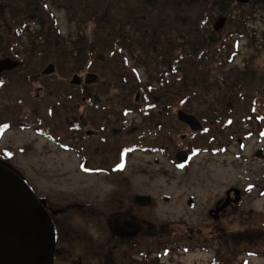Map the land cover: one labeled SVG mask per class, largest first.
<instances>
[{
    "label": "rangeland",
    "instance_id": "obj_1",
    "mask_svg": "<svg viewBox=\"0 0 264 264\" xmlns=\"http://www.w3.org/2000/svg\"><path fill=\"white\" fill-rule=\"evenodd\" d=\"M24 1L0 3L22 5ZM44 2L58 23L60 47L72 48L70 44L84 33L89 42L93 40L92 24L84 27V32L80 29L81 22L88 20L86 13L74 16L60 0ZM246 10L235 4L231 15L217 11L213 17L212 30L218 18L227 16L228 22L219 33L235 34L239 44L231 62L226 59L224 66H213L204 75L208 87L203 95L190 98L182 109L202 119L205 125L203 116L225 109L220 85L224 73L243 70L249 63L264 73V17L258 13L243 27L238 15ZM41 50L36 51L29 65H23L24 72L18 70L13 85L0 91V131L10 126L0 142V164L24 179L51 208L65 210L63 214L59 212L58 218L63 237L58 243V264H69L66 261L70 257L76 264H102L98 258L103 256H108L111 264H214L216 260L223 264H264V107L256 118L260 124L254 120L248 125L233 124L222 129L213 120L210 134L193 139L188 128L176 119L178 104H171L168 112L147 106L151 114L155 112L151 117L144 116L141 110L123 116L121 108L104 112L106 109L89 103L73 87H60L59 95L48 87L52 79L53 84L69 85L75 75L84 81L92 73L99 75V84L87 90L97 103L142 108L145 103L140 88L153 84L157 90L159 85L140 56L127 55L143 82L142 86L132 85L130 90L131 86L123 88L120 83L122 74H128L123 56L79 71L73 59L65 62L53 57L45 63L51 55ZM49 63L57 65L58 72L51 77L41 75ZM106 81L112 84L101 87ZM71 92L78 98L68 100ZM181 93H177V103ZM40 98L42 101H38ZM50 108L54 112L50 113ZM241 110L244 113L239 115L245 116L248 106L242 105ZM80 120L84 131L78 135L76 128L70 131V127L74 122L80 124ZM159 122L169 129L170 124L174 126L176 136L163 137L165 130L154 133L153 129L159 130L155 126ZM27 123L45 135L33 128L22 130ZM142 130L148 134L144 139L139 134ZM182 136H186L184 143ZM137 141L146 147L167 145L170 149L165 153L148 149L133 153L127 168L119 174L117 157L125 145ZM92 144L94 148L90 150ZM192 146L195 157L187 166L179 167L175 154ZM85 158L86 168L93 170L88 174L79 169ZM100 168L114 174L96 171ZM136 195L150 196L152 205L138 208L132 203ZM127 208H132L136 217L127 214ZM116 218L123 219L121 228L119 222L112 221ZM142 222L153 225L156 231L147 229Z\"/></svg>",
    "mask_w": 264,
    "mask_h": 264
},
{
    "label": "trees",
    "instance_id": "obj_2",
    "mask_svg": "<svg viewBox=\"0 0 264 264\" xmlns=\"http://www.w3.org/2000/svg\"><path fill=\"white\" fill-rule=\"evenodd\" d=\"M60 2L68 11H72L74 16L80 17L81 13H86L88 20L81 22L80 29L84 32V27L92 24L93 40L89 42L84 33L70 44L72 48L68 49L67 46L62 48L58 23L44 0H25L22 5L1 2L0 57L19 60L22 63L19 70L23 72V65H29L33 55L41 49V52L46 50L44 53L48 52L51 55L45 63L51 61L53 57L65 62L73 59L80 66L79 71L97 63L108 64L114 58L123 56L128 74H122L121 87L131 86L132 90L134 87L132 85H141L143 82L138 70L130 65L127 55L131 53L134 57L140 56L147 63L155 82L159 85L157 90L153 84L145 87L141 85L143 102L168 112L171 104H178L180 109H184L190 98L202 96L208 87L204 75L213 66H224L226 59L231 62L238 49L239 40L235 34L215 33L211 29L217 11L226 15L232 14L236 4L234 0H60ZM242 7L247 9L238 15V23L243 27L249 18L257 16L258 13L264 17V0H251ZM32 24L37 27H33L36 28L35 32ZM101 30L104 33L101 34ZM261 47L264 48V43ZM13 79L14 76H0V91L9 88ZM109 84L112 83L106 81L101 87H107ZM220 85L226 103L225 109L212 110L211 115L203 116L204 120H215L216 125L222 129L233 124L248 125L254 120L260 124L256 118L264 107V73L254 69L249 63L243 70L233 69L224 73ZM63 86L72 89L68 84L60 85ZM48 87L57 93V85ZM112 87L115 88V84ZM179 91L182 92V97L177 103ZM167 101L172 103L169 102L167 106ZM242 105L248 106L245 116L239 115V112L244 113L241 110ZM211 125L210 122L207 123L206 128L211 129ZM199 134L202 135L192 133L191 137L195 139ZM112 221L119 222L120 228L123 225L122 218ZM135 221L140 223L139 220ZM127 224L128 222L124 223L125 226ZM142 224L147 229L156 231L153 225L146 222ZM118 233L126 237L122 231ZM139 233H144V230H140ZM100 261L102 264H111L108 256L101 257ZM214 264L223 263L216 260Z\"/></svg>",
    "mask_w": 264,
    "mask_h": 264
},
{
    "label": "water",
    "instance_id": "obj_3",
    "mask_svg": "<svg viewBox=\"0 0 264 264\" xmlns=\"http://www.w3.org/2000/svg\"><path fill=\"white\" fill-rule=\"evenodd\" d=\"M251 0H236L247 4ZM227 17L219 18L213 26L220 32L227 23ZM19 63L11 59L0 61V72L12 71ZM50 65L44 75L54 72ZM96 76L87 77L86 83L92 84ZM73 84L79 85L75 76ZM177 119L190 127L193 132L202 130L198 120L183 111H178ZM180 163L187 161L185 152L176 155ZM150 197H136L135 203L148 206ZM46 201H39L26 182L15 172L0 165V264H55L56 231L46 210Z\"/></svg>",
    "mask_w": 264,
    "mask_h": 264
},
{
    "label": "flooded vegetation",
    "instance_id": "obj_4",
    "mask_svg": "<svg viewBox=\"0 0 264 264\" xmlns=\"http://www.w3.org/2000/svg\"><path fill=\"white\" fill-rule=\"evenodd\" d=\"M59 108H60V105H59ZM86 109L89 110L88 107H86ZM59 110H60V109H59ZM75 121H77V120H75ZM89 123H90V121H89ZM159 123L162 124L161 122H159ZM163 125H164V124H163ZM74 128H76V130H75L76 134L81 135L82 132L84 131V124L81 122V120H80V124H76V123L74 122ZM168 129H169V128H168ZM173 129H174V126H172V125L170 124V129H169V130L171 131V133H174ZM100 130H101V132H102V131H103V128H100ZM93 133H94V132H93ZM87 134H90V133L87 132ZM93 136H94V134H93ZM79 139H80V137H79ZM82 142H83V141H82ZM82 146H83V144L81 145V148H83ZM93 148H94V145L92 144L90 150H92ZM164 148L167 149V150H169V149H170V146L164 145ZM134 199H135V198H134ZM133 201H134V200H133ZM133 201H132V202H133ZM133 204H134V202H133ZM137 207H138V206H137ZM138 208H139V207H138ZM127 209L130 211V212H126L127 214H130L131 216L136 217V216L134 215V213L131 212V211H134L132 208H127ZM47 210H48V212L50 213L52 219L55 220V221H56V219L60 216V215H57V214H58L57 210H53L52 208L49 207L48 204H47ZM134 212H135V211H134ZM57 224H58V223H57ZM59 225H60V223H59ZM56 228L59 229V227H56ZM61 235H62V228H61V225H60V237H61ZM58 256H60V248H59V251H58Z\"/></svg>",
    "mask_w": 264,
    "mask_h": 264
}]
</instances>
